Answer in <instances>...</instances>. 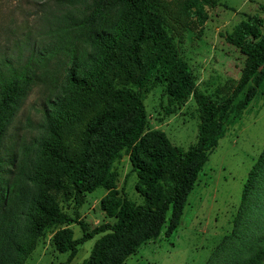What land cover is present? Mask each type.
Listing matches in <instances>:
<instances>
[{
    "label": "trees",
    "instance_id": "1",
    "mask_svg": "<svg viewBox=\"0 0 264 264\" xmlns=\"http://www.w3.org/2000/svg\"><path fill=\"white\" fill-rule=\"evenodd\" d=\"M217 0H90L77 13L54 18L50 44L31 48L22 62L0 58V264H24L51 226L76 222L77 238L63 228L52 236L59 264H68L76 246L99 234L80 264H122L144 241L176 227L185 197L207 152L215 146L219 118L264 66V8L235 23L227 43L243 56L231 91L216 101L198 90L173 36L197 30ZM42 99L37 133L29 143L4 139L19 103L32 87ZM161 87L165 115L191 97L197 108V136L186 149L170 144L162 131L148 129L143 98ZM135 175L141 203L116 188L110 169L120 151ZM4 152V153H2ZM264 167V145L247 172L242 206ZM102 186L99 209L107 218L91 229L69 216L60 197L81 196ZM69 201H65L68 205ZM243 209V207H241ZM215 250L212 256L215 254ZM210 256L205 264H212ZM227 264H264V218L245 252Z\"/></svg>",
    "mask_w": 264,
    "mask_h": 264
},
{
    "label": "rangeland",
    "instance_id": "2",
    "mask_svg": "<svg viewBox=\"0 0 264 264\" xmlns=\"http://www.w3.org/2000/svg\"><path fill=\"white\" fill-rule=\"evenodd\" d=\"M90 0H0V58L22 62L31 48L38 51L48 48L50 39L46 30L54 18L67 13H77ZM264 0H217L207 10V19L197 30L179 28L174 35L178 51L194 75L198 90L210 101H216L231 91L243 56L227 43L235 23L246 15L261 16ZM161 87H152L143 98L148 129L162 131L171 145L186 149L195 143L197 136V108L191 97L165 115ZM42 95L34 86L19 103L7 126L4 144L29 143L37 133L40 120L37 108ZM215 146L206 155L193 185L185 197L176 227L169 236L163 231L165 219L156 237L150 238L126 257L122 264H205L212 256V264H227L245 252L255 228L264 218V167L252 183L251 193L241 206L240 194L247 172L264 145V66L258 81H249L233 98L228 109L219 118ZM4 153V152H2ZM110 169L115 172L117 189L123 188L126 196L141 203L134 190L135 175L130 171L127 155L113 160ZM106 193L102 186L81 196V203L60 197L65 213L82 221L87 228L107 221L99 209V200ZM65 201H69L65 205ZM243 207V209H241ZM68 228L71 237L77 238L81 230L76 222L49 227L38 239L24 264H59L67 252H59L52 236ZM99 234L76 246V253L68 264H80L90 252Z\"/></svg>",
    "mask_w": 264,
    "mask_h": 264
}]
</instances>
